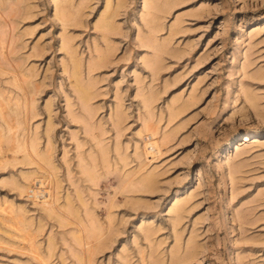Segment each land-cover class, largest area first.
<instances>
[{"label": "rangeland", "instance_id": "374dc122", "mask_svg": "<svg viewBox=\"0 0 264 264\" xmlns=\"http://www.w3.org/2000/svg\"><path fill=\"white\" fill-rule=\"evenodd\" d=\"M0 264H264V0H0Z\"/></svg>", "mask_w": 264, "mask_h": 264}, {"label": "bare ground", "instance_id": "6f19581e", "mask_svg": "<svg viewBox=\"0 0 264 264\" xmlns=\"http://www.w3.org/2000/svg\"><path fill=\"white\" fill-rule=\"evenodd\" d=\"M118 1H121V0H118ZM64 12V11H63ZM73 14V13H72ZM60 15V14H59ZM65 15V17H66V14H64ZM61 17V16H60ZM69 18H70V16H69ZM68 18V19H69ZM66 19V18H65ZM71 19V18H70ZM67 20V19H66ZM101 26L103 27V29L104 28H109V27H111V23H110V21L105 17V16H103V18L101 19ZM79 88V87H78ZM79 92H80V95H81V98L84 100V99H86V97L88 96V91L86 90V89H81V88H79ZM148 121V120H147ZM148 127V126H147ZM146 127V128H147ZM146 130H149L148 128L146 129ZM150 135H151V137H150V139H149V141H148V147H150V149L152 150V149H155V148H157L158 147V142H157V140L155 139V137H154V135H155V131H153V130H151L150 131ZM247 136H245V140H247ZM149 149V148H148ZM39 183H41V180H39ZM142 186L145 188V189H148V188H151L152 187V185H153V180H152V178L151 177H148V178H145V179H143V181H142ZM41 185V184H40ZM38 187H42V186H38ZM31 194L34 196V197H39V196H41V202H46V200L50 197V195H49V191L48 190H44V189H41V190H37V189H32L31 190ZM180 208V207H179ZM177 211V210H176ZM94 229V228H93ZM95 231V230H94Z\"/></svg>", "mask_w": 264, "mask_h": 264}]
</instances>
